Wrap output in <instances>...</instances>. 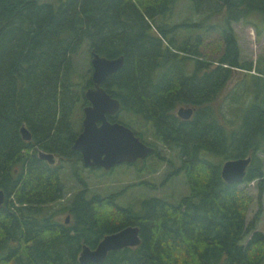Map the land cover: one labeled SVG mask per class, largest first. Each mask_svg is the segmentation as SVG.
I'll return each mask as SVG.
<instances>
[{
    "label": "trees",
    "instance_id": "16d2710c",
    "mask_svg": "<svg viewBox=\"0 0 264 264\" xmlns=\"http://www.w3.org/2000/svg\"><path fill=\"white\" fill-rule=\"evenodd\" d=\"M175 2L0 0V264H264V231L256 228L260 207L246 221L252 196L240 182L225 181L220 164L209 158L251 155L243 180H256L261 198L264 107H245L240 127L227 130L210 103L233 67L264 75L259 65L239 60L231 25L253 11L264 18V0H191L195 12L225 16L219 30L224 50L214 63L199 49L202 35L188 30L187 38L178 37L179 25L164 20ZM83 47L124 55L123 66L103 82L121 102L122 116L111 118L149 143L142 137L147 122L158 140L176 150L180 165L173 173L181 170L189 186L179 199L153 195L136 209L84 184L63 208L68 222L50 212L49 204L64 195L61 165L39 157L38 150L81 159L71 145L81 129L74 111L88 103L84 91L92 85L91 75L76 71ZM181 104L197 110L182 118L175 113ZM22 124L30 139L22 138ZM129 224L139 226L138 245L109 250L100 263L79 262L82 244L95 247L104 234Z\"/></svg>",
    "mask_w": 264,
    "mask_h": 264
},
{
    "label": "rangeland",
    "instance_id": "374dc122",
    "mask_svg": "<svg viewBox=\"0 0 264 264\" xmlns=\"http://www.w3.org/2000/svg\"><path fill=\"white\" fill-rule=\"evenodd\" d=\"M204 12H195L191 0H176L172 12L164 19L169 25L176 23L178 37L187 38V31L194 35H202L200 46L202 55L213 63L223 52L224 43L220 33L225 16L219 14L206 15ZM221 25V27H219ZM231 25L236 33L239 46V60L252 62L264 70V18L258 11L250 13L246 20L232 21ZM258 27L261 33L257 34ZM89 50L83 47L75 57L76 71L79 75L90 76L91 64ZM194 57L187 58L186 68L191 71L194 66ZM75 78L79 79V75ZM264 75H257L255 69L233 67L232 74L225 82L217 97L210 103L216 118L227 130L237 129L241 125L242 113L245 107L252 106L257 111V106L264 107ZM191 106L192 114L197 110L196 105ZM180 106V105H178ZM177 106V107H178ZM175 108V113L176 109ZM74 123L81 126L83 116L82 107H76L74 111ZM122 112L117 113V118ZM192 116V115H191ZM131 120H139L131 117ZM135 121H132L134 123ZM146 127L142 137L155 146V151L144 159H139L134 164L119 163L112 169L105 170L102 167L91 168L85 166L82 159L74 160L60 157L54 154L52 164H60V177L64 183V195L60 199L49 204L50 212H54L55 218L63 220L70 215L65 205L70 202L73 193L83 187L89 191L101 194L114 193L119 204H131L134 208L141 207V201L149 196H162L170 200H177L188 192L189 186L185 181L184 173L179 170L173 173L180 165V157L174 148L164 144L153 135V127L144 122ZM143 123V124H144ZM134 126V124H132ZM137 128V127H136ZM138 129V128H137ZM158 153V154H156ZM209 158L215 163L222 164L223 156L209 154ZM239 187L244 188L252 196V201L247 210L246 221H249L259 211V220L256 228L264 231V192L258 198L256 180L241 181ZM262 264V263H260Z\"/></svg>",
    "mask_w": 264,
    "mask_h": 264
},
{
    "label": "water",
    "instance_id": "95a60500",
    "mask_svg": "<svg viewBox=\"0 0 264 264\" xmlns=\"http://www.w3.org/2000/svg\"><path fill=\"white\" fill-rule=\"evenodd\" d=\"M92 85L84 91L88 103L83 106L81 129L71 147L78 150L85 166H101L108 169L123 162H134L144 159L154 152V146L144 141L134 129L117 119L108 116L120 110V99L112 95L103 86V82L120 69L124 64V55H101L94 50L90 51ZM191 106L180 105L176 114L182 118L192 115ZM21 136L31 138V132L25 124L20 126ZM38 155L49 163L54 162V154L43 149ZM251 155L238 156L223 160L220 165L222 178L227 182H241L247 172ZM5 198L4 190L0 187V205ZM69 221L66 215L65 222ZM139 226L126 225L116 231L104 234L95 247L82 244L78 253L81 263L88 261L102 262L108 251L124 246H136L140 243Z\"/></svg>",
    "mask_w": 264,
    "mask_h": 264
},
{
    "label": "flooded vegetation",
    "instance_id": "af4514ba",
    "mask_svg": "<svg viewBox=\"0 0 264 264\" xmlns=\"http://www.w3.org/2000/svg\"><path fill=\"white\" fill-rule=\"evenodd\" d=\"M194 111V110H193ZM193 115V114H192ZM111 116H116L115 114H112V115H110V116H108L110 119H112L111 118ZM151 144V143H150ZM151 145H153V144H151ZM154 146V145H153ZM154 148H155V146H154ZM154 151H155V149H154ZM54 154V153H53ZM81 159H82V157H81ZM54 160H55V158H54ZM137 160H139V159H137ZM136 160V161H137ZM136 161H134V162H136ZM134 162H132V163H134ZM100 167V166H99ZM112 167H114V166H112ZM112 167H110V168H108V169H105V170H110ZM103 168V167H102Z\"/></svg>",
    "mask_w": 264,
    "mask_h": 264
}]
</instances>
